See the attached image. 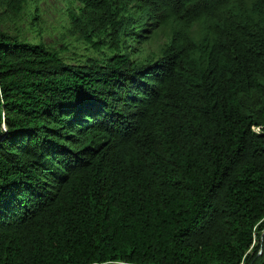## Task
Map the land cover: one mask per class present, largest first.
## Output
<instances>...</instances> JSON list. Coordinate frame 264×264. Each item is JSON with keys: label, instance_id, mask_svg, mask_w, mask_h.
Listing matches in <instances>:
<instances>
[{"label": "trees", "instance_id": "1", "mask_svg": "<svg viewBox=\"0 0 264 264\" xmlns=\"http://www.w3.org/2000/svg\"><path fill=\"white\" fill-rule=\"evenodd\" d=\"M65 1L103 59L0 28V264H264V0Z\"/></svg>", "mask_w": 264, "mask_h": 264}, {"label": "rangeland", "instance_id": "2", "mask_svg": "<svg viewBox=\"0 0 264 264\" xmlns=\"http://www.w3.org/2000/svg\"><path fill=\"white\" fill-rule=\"evenodd\" d=\"M80 4L65 0H31L21 16L0 12V28L33 44H44L61 53L66 63L83 65L89 59L101 60L109 51L97 39L87 37ZM165 37L160 34L146 44L135 45V58L158 55ZM102 47V48H101ZM103 49V51H101ZM106 52V53H103Z\"/></svg>", "mask_w": 264, "mask_h": 264}]
</instances>
